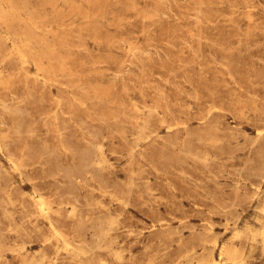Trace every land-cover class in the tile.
<instances>
[{
  "label": "rangeland",
  "instance_id": "1",
  "mask_svg": "<svg viewBox=\"0 0 264 264\" xmlns=\"http://www.w3.org/2000/svg\"><path fill=\"white\" fill-rule=\"evenodd\" d=\"M0 75V264H264V0H0Z\"/></svg>",
  "mask_w": 264,
  "mask_h": 264
},
{
  "label": "bare ground",
  "instance_id": "2",
  "mask_svg": "<svg viewBox=\"0 0 264 264\" xmlns=\"http://www.w3.org/2000/svg\"><path fill=\"white\" fill-rule=\"evenodd\" d=\"M10 1H11V0H10ZM27 4H28V3H27ZM22 6H23V5H22ZM26 7H27V6H26ZM18 10H19V9H18ZM20 10L22 11V9H20ZM26 10H27V9H26ZM4 17H5V16H4ZM5 30H6V29H5ZM5 33H6V32H5ZM6 34H7V33H6ZM3 35H4V34H3ZM6 38H7V37H6ZM22 38H24V37H22ZM24 39H25V38H24ZM7 40H8V39H7ZM31 40H32V39H31ZM6 42H7V41H6ZM25 42H26V41H25ZM30 42H31V41H30ZM27 43H29V41H27ZM23 44H24V43H23ZM25 44H26V43H25ZM31 44H32V43H31ZM35 44H37V43H35ZM20 45H21V43H20ZM32 45H34V44H32ZM37 45H38V44H37ZM28 46H29V44H28ZM28 46H27V47H28ZM38 46H39V45H38ZM15 47H17V46H15ZM21 47H22V46H20V48H21ZM11 49H12V48H11ZM21 49L23 50L24 48L22 47ZM17 50L20 51L19 48L16 49V51H17ZM18 51H17V52H18ZM17 52H16V53H17ZM25 52H26V51H25ZM33 52H34V51H33ZM18 53H19V52H18ZM18 53H17V55H18ZM24 54H26V53H24ZM24 54H22V55H24ZM30 54H31V53H30ZM36 54H37V53H36ZM10 55H11V54H10ZM17 55H16V56H17ZM37 55H38V54H37ZM20 56H21V53H20ZM20 56H19V57H20ZM39 56H40V55H39ZM7 57H8V56H7ZM21 57L23 58V56H21ZM24 59L26 60V58H24ZM19 60H20V59H19ZM22 60H23V59H21V62H20L21 64H23ZM23 61H24V60H23ZM32 61H33V60H32ZM39 61H40V60H39ZM24 62H26V61H24ZM33 62H34V61H33ZM24 65H25V64H24ZM37 68H38V67H37ZM40 68H41V67L38 68V71H39ZM40 70H41V69H40ZM39 73H41V72H39ZM42 73H43V70H42ZM0 77H1V75H0ZM3 149H4V148H3ZM7 157H8V156H7ZM8 164H9V163H8ZM11 166H12V165H11ZM14 166H15V165H14ZM40 199H41V198H40ZM41 200H42V199H41ZM41 200H40L39 203H41ZM44 202H45V201H44ZM37 204H38V203H37ZM42 205L44 206V204H42ZM42 205L39 204V206H42ZM43 206H42V207H43ZM38 208H40V207H38ZM44 208H45V207H44ZM44 210H45V209H44ZM40 212H41V211H40ZM45 212H46V211H45ZM46 213H47V212H46ZM42 214H43V213H42ZM47 215H49V214H47ZM111 217H112V216H111ZM44 218H45V217H44ZM46 219H47V218H46ZM112 219H115V218L113 217ZM48 221H49V220H48ZM113 221H115V220H113ZM113 221H112V222H113ZM108 222H109V221H108ZM113 223L115 224V222H113ZM111 224H112V223H111ZM111 224H110V225H111ZM114 224H113V226H114ZM49 225H51V224H49ZM51 226H52V225H51ZM113 226H112V227H113ZM108 228H109V226H108ZM54 229H55V228H54ZM57 234H58V233H57ZM106 234H107V233H106ZM108 234H109V233H108ZM60 235H62V234H60ZM103 235H104V234H103ZM54 236H55V235H54ZM64 240H65V239H64ZM114 242H115V241H114ZM216 242H217V241H216ZM110 244H111V243H110ZM97 245H98V244H97ZM215 245H216V244H215ZM65 246H66V244H65ZM97 247H98V246H97ZM64 249H65V248H64ZM65 251H66V250H65ZM113 252H114V251H112V253H113ZM77 253H78V252H77ZM225 253H226V252H225ZM115 255H116V254H115ZM223 255H224V254H223ZM115 258H116V257H115ZM116 259H117V258H116ZM29 261H30V260H29ZM29 261H28V262H29ZM31 262H32V260H31ZM36 263H37V262H36ZM212 263H213V262H212ZM216 263H217V262H216ZM216 263H213V264H216ZM38 264H39V263H38ZM203 264H204V263H203ZM207 264H209V263H207Z\"/></svg>",
  "mask_w": 264,
  "mask_h": 264
}]
</instances>
